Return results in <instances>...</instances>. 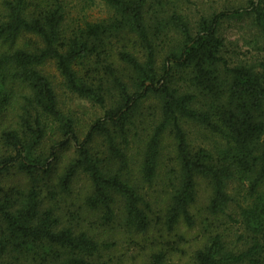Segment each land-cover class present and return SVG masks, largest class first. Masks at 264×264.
<instances>
[{
  "label": "trees",
  "instance_id": "trees-1",
  "mask_svg": "<svg viewBox=\"0 0 264 264\" xmlns=\"http://www.w3.org/2000/svg\"><path fill=\"white\" fill-rule=\"evenodd\" d=\"M178 1L0 0V176L28 180L0 185V264H110V234L83 226L82 213L64 221L58 199L71 196L77 202L66 206L102 227H123L132 245L139 243L130 235L155 227L157 237L128 264H167L172 243L183 240L179 224L195 223L200 180L211 214L232 200L230 183L246 184L243 243L227 246L208 230L193 264H264V60L232 62L221 35L225 21L249 19L264 38V0L200 15L193 26ZM49 64L65 90L103 108L82 138L43 72ZM154 102L158 114L145 120ZM183 121L213 144L192 145ZM167 140L166 199L156 206L150 189L167 167ZM79 180L83 194L73 191Z\"/></svg>",
  "mask_w": 264,
  "mask_h": 264
},
{
  "label": "rangeland",
  "instance_id": "rangeland-1",
  "mask_svg": "<svg viewBox=\"0 0 264 264\" xmlns=\"http://www.w3.org/2000/svg\"><path fill=\"white\" fill-rule=\"evenodd\" d=\"M246 1L247 0H179L176 6L177 12L185 15L193 26L196 18L200 15H210L213 12L221 10L223 7H236L245 4ZM91 9L90 11L96 14L99 12L100 6L95 5ZM221 35L226 46V56L232 62L244 61L254 64L257 63L258 60H264V38L258 30L250 24L249 19L225 21L222 24ZM43 72L48 76L55 87L58 94L60 109L73 119L76 132L78 136L82 138L90 124L102 115L103 108L86 99L74 96L65 90L61 83V77L52 64L46 65L43 68ZM109 103L110 101L107 99L106 107ZM158 110L159 107L157 102L147 104L144 109L145 120H149L156 113L158 114ZM12 113L13 112H10L9 115ZM5 121L8 122V118L4 119L2 123H5ZM182 125L192 145L210 147L213 144V138L199 125L184 121ZM165 144H167L166 150L164 149ZM163 149L168 152L166 155L167 167L162 166L160 168L159 175L155 179L152 189H150L152 205L156 206H162V202L166 199V171H168L170 167L169 159L173 156L171 141L167 140L166 143H164ZM62 153L63 157L58 163V171L61 170L67 158L71 157L73 154V148L70 147ZM81 180L73 186L75 194H83L84 186ZM27 184V178L15 171L0 176V185L5 188H22ZM245 185L246 184H240L238 182L230 183L228 192L232 200L222 212L211 214L206 210V202L210 194V188L206 181H199L197 184V199L195 207L192 209L195 223L191 228L186 227L183 223L179 224L175 230V234L181 235L183 240L182 242L177 240L175 243H172V246H174L173 253L167 264H193L191 255L201 246L204 234L208 230L219 232L223 236V240L228 244L227 246L235 242L242 245L243 238L240 237L242 228L239 224V209L241 206L245 205L244 198L246 195V187H241ZM70 201L77 202L74 196H71L65 201H59L58 199V205L66 211V214L63 215L64 221L68 219H77L78 214L82 213L83 219L81 223L84 222V224L82 223L83 226L92 224V227L96 228L95 234L103 235L100 233V231H102L106 232L105 235L110 234V236L113 237L109 236V238L113 240L112 245L115 247L105 254L106 257H113V261L110 264H120L122 262L114 261L115 256H124L126 261H124L123 264H128L131 261V257L141 251V247L144 248L151 239L153 240L154 237H157V230L155 227H151L148 229V232L144 234L130 235L139 243V245H132L128 241V238L125 239L126 231L123 227L119 225L102 227L98 219L93 222L92 218L84 215L85 209L77 210V206H66ZM90 216H92V214H90Z\"/></svg>",
  "mask_w": 264,
  "mask_h": 264
}]
</instances>
